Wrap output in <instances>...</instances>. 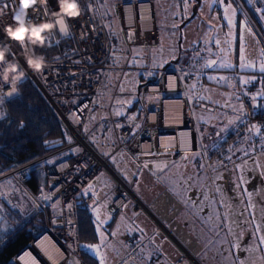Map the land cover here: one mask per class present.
Masks as SVG:
<instances>
[{"label":"rangeland","instance_id":"obj_1","mask_svg":"<svg viewBox=\"0 0 264 264\" xmlns=\"http://www.w3.org/2000/svg\"><path fill=\"white\" fill-rule=\"evenodd\" d=\"M123 1L138 0H96V11L100 12V20L112 36L114 45L107 63L106 88L97 104L90 110L85 132L98 151L108 158L115 171L126 178L121 167L133 173L136 164L123 150L116 149L113 128L104 117L107 114L109 99L115 92L118 94L115 102L123 103L124 107L130 106L137 97L139 73L144 76L141 79H149L157 73V69L163 68L169 62L183 63L192 73L185 76V87L186 91L194 95L200 103L199 105L197 102L193 103L192 111L204 141L206 134H211L214 130L222 132L223 128L233 124L232 122L238 118L236 113L241 101L240 95L247 91L243 90L240 84L248 85L252 82L251 71L256 70L258 71L256 75L260 74L259 69L261 64H264V56L259 55L261 54L259 41L262 46L264 42L254 32L252 20L244 8L238 9L237 0H190V3L189 0H154L157 10L156 24L161 41L155 46L135 45L131 53L126 48L116 12V4ZM183 4L184 7L193 8V11L188 13L186 9L181 10ZM229 19L233 20L234 25L229 24ZM245 24L251 28V32L246 30ZM263 92L253 94L256 98ZM202 103L207 106L203 107ZM1 109L2 104L0 112ZM120 110L122 108L113 109L117 113ZM238 114L241 115L240 110ZM195 155L188 153L178 161L170 163L162 172V178L157 180V187L165 186L162 195L154 200H148L147 208L133 211L132 194L128 191V202L120 209L118 224L123 225L121 227L118 225L120 228L118 230H125L124 222L129 217L146 227L152 222L158 223L172 250H164L162 257L164 263L171 255L175 256L180 248L186 247L196 250L194 253L203 264H264V242L258 235L248 238L245 228L241 233H236L231 213L233 206L239 223L244 224L245 219L239 208L241 204H246L254 213L252 220L258 228L256 231H263L264 150H256L254 146L247 144L241 152L228 158L229 169L225 166L216 167L213 163L215 167L211 169L204 166L201 169L203 172L197 171L198 175L192 170L188 171L192 160L190 157ZM112 177L111 170L104 169L80 192L85 193L97 185L108 184ZM128 181L132 182L131 179ZM188 185L195 190V198V195L192 199L187 195ZM229 186L233 188V193L230 192ZM201 188L203 191L198 192L197 190ZM109 200V196H103L101 202L93 209L96 223L97 217L100 222V238L94 243H87L100 246L105 264H109L120 255L121 248L126 242L124 235H117L116 232L110 235L104 228L110 216L106 208ZM7 202L23 211L34 204L38 206L36 200L23 189L10 181H2L0 216ZM191 206L198 214L194 219L190 217ZM51 209L54 210V207ZM205 210L207 212H204V215L209 216L207 220L202 213ZM205 221L207 223L210 221L213 225L210 227L214 229V235L211 234V228L209 231L205 230L203 226ZM193 234L202 236L204 241L197 242L195 238L192 240ZM200 243L204 248L194 247Z\"/></svg>","mask_w":264,"mask_h":264},{"label":"built area","instance_id":"obj_2","mask_svg":"<svg viewBox=\"0 0 264 264\" xmlns=\"http://www.w3.org/2000/svg\"><path fill=\"white\" fill-rule=\"evenodd\" d=\"M140 3L149 4L145 16L139 12ZM80 4L82 15L67 22L76 50L65 56L46 57L49 67L42 74L28 71L25 77L35 85L58 116L71 137V142L54 152L64 151V156L51 163H44L42 168L46 184L37 194L27 184L33 162H25L0 173V182L10 181L36 200L44 219L42 232L4 264H33V260L36 264H73L74 261L87 264L81 256L76 195L104 169L111 170L116 180L112 187L114 197L108 205L111 211L119 209L127 201L128 191L132 194L134 209L145 207L142 199L114 172L108 159L85 135L89 111L106 88L107 67L104 63L111 43L105 24L97 16L96 0H80ZM247 4L260 20L254 8L264 9V0H256L255 5ZM18 6L19 0H3V4H0V41L5 38L3 26L12 23V15ZM116 12L128 51L132 53L135 45L153 46L160 42L151 1L119 2L116 4ZM29 14L37 23L45 22L50 19L51 8L48 5L47 14L43 8L39 14H33L31 10ZM261 23L264 26V22ZM47 35V43L53 45H59L63 38L57 27ZM25 50L26 48L22 49L13 43L9 59L15 56L27 70L22 55ZM56 57L59 59H55ZM188 72V69L174 61L162 68L156 78L143 81L137 88L136 109L124 108L117 113L111 108L113 104H110L116 148L124 150L138 165L147 166L155 173L168 162L181 159L188 153H201L207 166L217 159L215 149L220 144L205 145L197 129L192 111L196 98L185 87ZM9 91V86H0V94H4V97ZM239 110L241 119L232 125L233 144L249 139L250 129L254 128L256 120L264 128V109L258 111L253 93L243 94L238 113ZM230 146L231 144L225 146L223 155L229 153ZM49 155L37 161L45 160ZM220 164L228 167V162ZM85 201L89 207H93L99 200L94 194L88 193ZM53 207L54 210L51 209ZM42 236L54 246L51 255L38 244ZM113 264L142 263L133 255L132 249H129ZM173 264L203 263L188 249H184Z\"/></svg>","mask_w":264,"mask_h":264},{"label":"trees","instance_id":"obj_3","mask_svg":"<svg viewBox=\"0 0 264 264\" xmlns=\"http://www.w3.org/2000/svg\"><path fill=\"white\" fill-rule=\"evenodd\" d=\"M237 1L247 12L264 40V26L261 21L248 6L246 0ZM0 4H3V0H0ZM108 36L111 49L104 63L106 67L114 45L112 36L109 33ZM75 50V41L70 35L61 38L59 45L47 43L44 48L35 49L36 53L43 54L45 57L65 56ZM170 64L171 62L165 64L163 68L168 67ZM161 69H157V73L152 75L151 78H156ZM140 77L143 78L144 76L140 74ZM145 80L148 79H140L137 87ZM16 86L18 89L17 94L10 98L4 97L2 103L1 111L4 113V117L0 119V173L22 163L33 162L30 165V177L27 184L37 194L43 190L46 184L42 167L44 163H48L46 159L37 160L63 148L69 142L67 139L69 134L58 116L30 80L24 78ZM248 90L246 93H253L251 92L252 88ZM137 106L138 101L136 99L130 108L133 109ZM257 108L259 112L264 109L260 101ZM21 124H23V127H20ZM221 135V132L218 133L217 130H214L213 133L204 136L205 145L220 144V147L215 149L217 160L220 163L228 162L231 147L227 155H223L222 150L227 144H230L229 137L233 138L232 132L228 133V138L223 141L220 139ZM263 139L264 128L261 134L254 137L261 150H264ZM58 154L62 157L65 152L60 151ZM4 209L3 214L0 216L3 218L0 222V264H4L12 255L36 238L44 227L43 211L36 204L23 211L7 202ZM76 212L81 245L96 242L98 233L95 220L85 201V193L80 191L76 195ZM81 256L87 264H99L98 259L94 258L90 252L86 254L82 248Z\"/></svg>","mask_w":264,"mask_h":264},{"label":"crops","instance_id":"obj_4","mask_svg":"<svg viewBox=\"0 0 264 264\" xmlns=\"http://www.w3.org/2000/svg\"><path fill=\"white\" fill-rule=\"evenodd\" d=\"M118 1V0H117ZM119 1H121V0H119ZM149 1H151L152 2V4H153V7H154V14H155V19H156V23H157V10H156V4H155V2H154V0H149ZM181 1H184V0H181ZM189 3H190V0H189ZM188 3V5L190 6V4ZM189 6H187V7H184V4L180 7V9L182 10V9H186L187 10V12L188 13H191L193 10V8H189ZM237 6H238V9H240V7H241V5H240V3L237 1ZM97 16H98V18L99 19H101V14H100V12L99 11H97ZM176 17V19H178L177 18V15L175 16ZM250 21V20H249ZM119 22V21H118ZM181 23V22H180ZM251 24L253 25V30H254V32L256 33V35L260 38V40H262V42H264V40H263V38H262V36H261V34L259 33V31L257 30V28L255 27V25L251 22ZM181 25V24H180ZM258 38V39H259ZM258 39H257V41H258ZM160 41H161V39H160ZM259 43H260V50H261V54H259L260 55V57H262V56H264V55H262V52H264L263 51V48H264V45L262 46L261 44V41H259ZM159 44V43H158ZM150 46V45H149ZM155 46V45H154ZM177 62V61H176ZM127 63H128V61H127ZM183 67H187V66H185L183 63H181V62H179ZM189 71V70H188ZM258 71H256V70H254V71H251V73H253V76L251 77V79L250 80H252V82H249L248 83V85H242V84H240V87L242 86L243 88V90H247V91H249L248 89L249 88H252L253 90L251 91V92H254V93H256V94H258L259 92H262V91H264V72H260L259 71V73L260 74H258V75H256V73H257ZM140 74L141 73H139V75H138V77H139V79H138V83H137V86H138V84H139V82H140V79H141V77H140ZM188 74H192V73H190V71L187 73V75ZM262 74V75H261ZM187 75H186V77H187ZM189 76V75H188ZM138 88V87H137ZM239 90H240V88H239ZM240 93V92H239ZM238 93V95H240ZM102 94V93H101ZM100 94V95H101ZM261 94V93H260ZM100 95H99V97H100ZM117 93L115 92L114 94H113V96L109 99V103H108V106H107V114L104 116V117H106L105 118V120L108 122V125H110V126H112V118H111V115H110V104L112 103L113 105H112V110L114 109V107L116 108V110H118V108H129V107H131L132 105H133V103L130 105V106H123V103H121V102H115V100H116V98H117ZM242 96L243 95H240V99H242ZM99 97H98V99H99ZM196 98V97H195ZM134 100H136V97L134 98ZM134 100H133V102H134ZM261 102V106L262 107H264V92L262 93V95H260L259 97H257L256 96V102H257V104H258V102ZM97 102H98V100H97ZM97 102L95 103V104H93V105H96L97 104ZM197 102V101H196ZM195 102V103H196ZM92 105V106H93ZM206 107V106H205ZM92 108V107H91ZM133 109H136V108H133ZM91 110V109H90ZM89 113H90V111H89ZM237 115H238V118L236 119V120H234L232 123L234 124L236 121H238L239 119H241V116L242 115H239L238 113H236ZM89 115V114H88ZM103 117V118H104ZM87 119H88V117H87ZM196 121V120H195ZM233 124H231V125H228V127H225V128H223V130H222V132L221 131H219V130H217L218 131V133H222V135H221V138L220 139H222V141L224 140V139H227L228 138V133H231V131H232V125ZM254 128H251L250 129V135H249V139L247 140V141H245V142H243V143H240V144H233L232 143V139H231V137H229L230 139H229V143L231 144V148H230V154H229V158H231V156H234L236 153L238 154L239 152H241V150L248 144H251L252 146H254L255 148H256V150H261L260 149V146H259V144L257 143V141L256 140H254V137L255 136H258L259 134H261L262 133V131H263V129H262V126H261V122L259 121V120H256L255 122H254V126H253ZM197 129H198V127H197ZM199 131V130H198ZM114 132V131H113ZM85 135L88 137V139L90 140V142L92 143V145L95 147V145H94V143L91 141V139L89 138V135H88V133L87 132H85ZM203 137V136H202ZM114 139H115V134H114ZM202 140H203V138H202ZM204 142V141H203ZM114 146H116V144L114 143ZM96 148V147H95ZM97 149V148H96ZM117 149V148H116ZM98 150V149H97ZM117 150H119V149H117ZM122 150V149H121ZM124 151V150H123ZM125 152V151H124ZM126 153V152H125ZM102 154V153H101ZM127 154V153H126ZM198 154V153H197ZM195 155V156H191L190 158L192 159V160H190L191 162L189 163V170L188 171H190V170H192L193 171V173H195L196 175H198V173H197V171H200V173L201 172H203L201 169L205 166V167H207V168H213V167H219V166H222V164H220V162L216 159L215 161H213V162H211V164L209 165V166H207V163L205 162V159H204V157H203V155ZM233 154V155H232ZM60 154H58V153H53V154H51V155H49L47 158H46V160H48V162L49 161H52V160H54V159H57V158H59L60 156H59ZM103 155V154H102ZM128 155V154H127ZM104 156V155H103ZM129 156V155H128ZM106 157V156H105ZM130 157V156H129ZM235 157H237V156H235ZM107 158V157H106ZM131 158V157H130ZM108 159V158H107ZM132 159V158H131ZM179 160V159H178ZM178 160H175V161H171V162H168V164L165 166V167H163V168H160V169H158L157 171H156V173L154 172V170L153 169H151V168H149V167H147V166H143V165H138L136 162H134L133 160V162L136 164V170H135V172H133V173H130V171L129 170H125V167H121V169H122V172H124L125 173V175H126V178L128 179H131L132 180V182L131 183H129V179L127 180L126 178H124L123 177V175H121V174H119L118 173V171L116 170L115 171V168L113 167V169H114V172L116 173V174H118V175H120L125 181H126V183L130 186V188L133 190V192H135L141 199H142V201L145 203V207H143V208H139V209H134L133 208V206H132V204H131V207H132V209H133V211H135V212H137V211H139V210H141V209H145V208H147V201L149 200H154V199H156V198H158V197H160L161 195H162V192H163V188H165V186H159V187H157V185H158V182H157V180L159 179V178H162V172H164L166 169H167V167L170 165V163H172V162H176V161H178ZM109 161V160H108ZM213 163H215V166L213 165ZM144 169V170H143ZM146 169V170H145ZM228 169H229V166H228ZM112 172V171H111ZM113 173V172H112ZM98 176V175H97ZM96 176V177H97ZM95 177V178H96ZM93 180V179H92ZM91 180V181H92ZM90 181V182H91ZM115 177H114V173H113V177L110 179V181H109V183L108 184H106V183H103V185H97V186H95V188L94 189H90V190H86V192H85V195L86 194H88V193H92V194H94L97 198H98V203L95 205V206H93V207H89L90 209H91V211H92V214H93V218H94V220H95V224H97L96 223V219H95V215H94V213H93V209L101 202V200H102V197L103 196H109V198H110V200L108 201V203L106 204V208L109 210V212H110V216H109V218L106 220V222H105V224H104V228H105V230L110 234V235H113L115 232H116V234L117 235H124V240H126V242L124 243V245L122 246V248H121V252H120V255H118L113 261H111L109 264H113L114 262H116L117 260H119L120 258H122L123 257V255L129 250V249H132V253H133V255L142 263V264H173V262L175 261V260H177V258H179V256L182 254V251H183V249L184 248H186V247H184V248H180L179 250H178V253L175 255V256H173V255H171V257L164 263V261L162 260L163 258L162 257H164V255H163V252H164V250L166 249L167 251H172L171 249H170V247H169V242H168V240H167V237L164 235V234H162L161 233V231H162V228H161V226L158 224V223H156V222H152L150 225H148L147 227L146 226H144L143 224L141 225L140 223H138L137 221H134L133 219H131V217H129V219L128 218H126L125 219V222H124V224H125V230H118V229H120L119 227H121L122 225H123V223H121V224H118L119 223V220H120V209L124 206V204L125 203H127L128 202V200L119 208V209H117V210H115V211H111L110 209H109V207H108V205H109V203L111 202V200L113 199V197H114V192H113V190H112V187H113V185H114V183H115ZM167 182V181H166ZM89 183V182H88ZM87 183V184H88ZM86 184V185H87ZM85 185V186H86ZM156 185V186H155ZM84 186V187H85ZM189 188V189H188ZM186 189L188 190V193H187V195L189 196V198L190 199H192V197H193V195H195L194 196V198L196 197V194H195V190L192 188V187H190L189 185H188V187H186ZM229 190H230V192H232L233 191V188L231 187V186H229ZM198 192L200 191V192H202L203 191V189L201 188L200 190H197ZM233 193V192H232ZM232 196H233V194H232ZM178 197V196H177ZM179 198V197H178ZM181 198V197H180ZM197 198H199V195H197ZM132 199V203H133V197L131 198ZM189 200V199H188ZM196 200V199H195ZM240 213H242V216H244V219H245V221H244V224L242 223V224H240L239 223V220H238V217H236V213H235V209L233 208V206L231 207V213H232V215H233V218H234V230H235V232L236 233H241L242 232V229L243 228H245V230H247V233H246V235H247V237L248 238H252V237H254V236H256V235H258V238H261V237H264V229H263V231L261 230L260 232H257L256 231V229H258L257 227H256V223H254V220H252V216L254 215V213H252V209H250L249 207H247L246 206V204H241V206H240ZM190 210V217H193V219L194 218H196V215H198V214H196V212L194 211V210H192V206H191V208L189 209ZM170 211V210H169ZM192 211H193V213H192ZM247 211V212H246ZM115 212V213H114ZM204 212H207L206 210L205 211H203L202 213H203V216H204V218L207 220L208 219V215H204ZM114 213V214H113ZM260 213V212H259ZM258 213V214H259ZM262 213L264 214V210L262 211ZM248 214H249V216H248ZM258 214H256V215H258ZM178 215H179V213H178ZM206 216V217H205ZM251 216V217H250ZM199 217L200 218H202L200 215H199ZM262 217H264V215H262ZM172 218H175V217H172ZM78 220V219H77ZM111 221V222H110ZM118 225H119V227H118ZM203 226L205 227V230L206 231H209L208 229H210L211 227L210 226H213L212 224H211V222L209 221L208 223L205 221V223L203 224ZM209 226V227H208ZM193 230H194V228H193ZM79 231V230H78ZM210 231H212L211 232V234L212 235H214V229L213 228H211L210 229ZM98 233V240H99V232H97ZM158 235V236H157ZM261 235V237H259ZM193 238H195L194 240H196L197 242L199 241V242H203L204 240H203V237L201 236V237H199L197 234H193V236H192V240H193ZM204 238H207V237H204ZM152 239V240H151ZM212 239H213V237H212ZM97 240V241H98ZM151 240V241H150ZM150 241V242H149ZM92 243H94V242H92ZM149 243V244H148ZM146 244H148V245H146ZM80 245H81V242H80ZM194 247H201V248H204V245H201V243L200 244H195V246ZM186 249H188V248H186ZM200 249V248H199ZM190 252H192L196 257H197V255H196V253H194V252H196V250H192V249H188ZM198 258V257H197Z\"/></svg>","mask_w":264,"mask_h":264},{"label":"clouds","instance_id":"obj_5","mask_svg":"<svg viewBox=\"0 0 264 264\" xmlns=\"http://www.w3.org/2000/svg\"><path fill=\"white\" fill-rule=\"evenodd\" d=\"M49 0H19V6L12 15V23L3 26L4 40L0 41V86L7 85L10 91L13 85L22 81L28 71L33 74H42L49 67L45 55L36 53V48H44L48 41V33L57 26L67 25L69 19H75L82 15L83 9L80 0H57L58 11L50 14V19L37 23L32 16L39 14L40 9L47 7ZM58 22H62L58 23ZM13 43L18 44L23 51L24 62L27 70L20 64L19 60L12 55ZM50 46V45H48Z\"/></svg>","mask_w":264,"mask_h":264},{"label":"snow or ice","instance_id":"obj_6","mask_svg":"<svg viewBox=\"0 0 264 264\" xmlns=\"http://www.w3.org/2000/svg\"><path fill=\"white\" fill-rule=\"evenodd\" d=\"M247 2L249 4H252V5H255L256 3V0H247ZM3 7H7V5H3ZM229 7H231V5H229ZM254 10L257 12V14L259 15V18L262 22H264V9H261V8H254ZM46 11V10H45ZM225 13L227 14V9H225ZM233 14H235V10L233 9ZM58 23H61L62 22H58ZM229 24L230 25H234V22L233 20L229 19ZM245 28L248 32H251V28H248L247 25L245 24ZM59 31L61 33H64V34H67V25H63L59 28ZM262 55H264V52H262ZM55 59H59V57H56ZM261 72H264V64H261L260 66V69H259ZM211 79V78H210ZM17 89H16V86L13 85V90L8 92L6 95L8 97H11L13 96L15 93H16ZM3 97H4V94H0V104L3 103ZM4 117V113L0 112V119H3ZM20 127H23V124L20 125ZM69 142H71V137H68L67 138ZM49 163H51V161H49ZM48 197H45V199H47ZM207 198V197H205ZM70 207V205H69ZM2 217H0V222H2ZM99 218L97 217V224H96V231L99 232ZM101 239H103V235L101 234ZM262 242H264V237H261L260 238ZM82 248V250L85 251V253H91L92 256L96 259L99 260V264H105V258L103 255H101V252H100V246L99 245H88V244H85V245H81L80 246ZM33 264H36L35 260H33ZM73 264H79L78 261H74Z\"/></svg>","mask_w":264,"mask_h":264},{"label":"bare ground","instance_id":"obj_7","mask_svg":"<svg viewBox=\"0 0 264 264\" xmlns=\"http://www.w3.org/2000/svg\"><path fill=\"white\" fill-rule=\"evenodd\" d=\"M140 9L139 12L142 13L143 16H145L147 14V9L149 7L148 3H140ZM46 237L42 236L39 240H38V244L45 250V252H47L48 254L51 255V250L54 249V246L52 244H49L48 242H46ZM45 242V244H44Z\"/></svg>","mask_w":264,"mask_h":264},{"label":"water","instance_id":"obj_8","mask_svg":"<svg viewBox=\"0 0 264 264\" xmlns=\"http://www.w3.org/2000/svg\"><path fill=\"white\" fill-rule=\"evenodd\" d=\"M49 6H50V8H51V13L54 12V11H58L57 0H49ZM57 28H58V31H59V28H60V27L57 26ZM59 33H60V35H61L62 37L69 36V29H68V26H67V34L61 33L60 31H59ZM16 89H17V86H16ZM9 92H10V91H9ZM17 92H18V89H17V91H16V93H15L14 95H16ZM7 93H8V92H7ZM7 93H6V94H7ZM14 95H13V96H14ZM6 97H7V98H10V97H8L7 95H6ZM11 97H12V96H11ZM197 104L199 105L200 103L197 102ZM202 106L205 107V106H207V104L202 103Z\"/></svg>","mask_w":264,"mask_h":264}]
</instances>
